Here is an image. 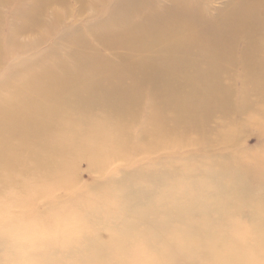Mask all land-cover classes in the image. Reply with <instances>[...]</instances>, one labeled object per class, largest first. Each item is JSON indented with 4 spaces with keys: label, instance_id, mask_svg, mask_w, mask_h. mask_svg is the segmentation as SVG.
<instances>
[{
    "label": "bare ground",
    "instance_id": "6f19581e",
    "mask_svg": "<svg viewBox=\"0 0 264 264\" xmlns=\"http://www.w3.org/2000/svg\"><path fill=\"white\" fill-rule=\"evenodd\" d=\"M76 1L92 17L67 26L65 0H0V71L26 56L0 78V222L24 209L34 227L61 226L35 229L38 246L90 226L37 264H264V155L173 157L264 120V0ZM136 157L111 188L74 190L80 162ZM39 199L47 211L32 214ZM20 222L0 224V264L30 256L7 246Z\"/></svg>",
    "mask_w": 264,
    "mask_h": 264
},
{
    "label": "rangeland",
    "instance_id": "374dc122",
    "mask_svg": "<svg viewBox=\"0 0 264 264\" xmlns=\"http://www.w3.org/2000/svg\"><path fill=\"white\" fill-rule=\"evenodd\" d=\"M30 1L33 2L34 0H30ZM91 1L92 0H86V2H91ZM65 2H66L65 4L66 8L63 10L65 11V15H66V17L64 18L65 25L71 26L73 24L74 25L85 24L86 20L92 17L88 9L85 8V10H82L83 8H81L80 6L81 4H79L76 0H65ZM226 4H227V0H208L207 6L205 8L209 9V11L211 12H215V11L223 9ZM53 10H56V8H54ZM58 10H60V8H58ZM3 32L5 33L6 31L4 30ZM56 39L59 40V37L56 36L54 37L53 40H56ZM19 40L22 42H27L31 40V37H23V38H20ZM51 46L52 45H49L47 47H42V48L43 50H45L46 48H51ZM237 47L241 48V44L239 42L237 44ZM98 49L100 52L101 49L100 48ZM59 52H61L60 49H59ZM100 53H105V55H108V52L101 51ZM23 56L24 55L20 53H17L12 57L10 55L7 56L6 58L7 60L5 61L3 70L0 71V78L5 73H7L6 71L7 68L10 69L11 65L18 64L19 62H21L23 59L26 58V56L24 57ZM8 73H9V70H8ZM236 103H237V99L235 100V102H233V104L236 105ZM256 120H257L256 123L252 125L251 127H243L244 131L236 138V140L233 143L217 144L207 149L204 148L203 146L201 147L193 146L190 148L188 147V148H184L182 150L177 151V153L173 154V155L176 154L173 157H178V155L184 157V156L192 155L194 153L195 154L204 153V154H211V155L238 153L239 155H243L245 157L263 156L264 155V130L261 131L259 129L261 128V125L264 127V120H261V118L256 119ZM163 154L164 153L160 152L158 153L157 157H163L164 156ZM142 163H143V158L136 157L135 159L131 158L123 162L118 161L114 163L113 165H109L108 166L109 168L106 167V170L96 171L95 169H89L85 162H80L78 164V170L75 173L74 181L72 180L73 181L72 184L76 186V189L74 190L80 194L84 191L88 192L89 190H92V188H95V187H101L104 189L111 188V184L109 182L112 178L116 180L119 179L118 172H121L126 177H131L133 176V173H134V169H133L134 166L142 165ZM56 190L57 191H55V194H53L55 196V200H57L58 202H63V200L65 199L64 194L62 193V191H60V189L59 190L56 189ZM10 196L12 197L16 196L15 191H13V193H10ZM48 203H49L48 199H39L38 201H36L34 205V211H32V214L38 215L40 213L47 211L46 208H47ZM24 212H25L24 209H21L19 211H12V210L8 211L7 212L8 214L5 215V218H4L5 220L3 219L0 222L1 225H6L7 220L9 218L16 219L17 222H20L21 220H23V223L22 221L20 222L22 223V225L18 227L15 232L13 231V233L9 234L7 246L9 247V245H11V243L13 242L24 243L25 249L30 255L29 258L28 256H24V255L23 256L19 255L16 257L17 259L19 258L22 259L23 260L22 262H24V264H37L36 261H38V259L45 257V256L34 255V253H39L41 252L42 249L46 250L47 243L50 244V248H47V249H53L54 247H58V249H60L59 251H70L71 249H73V247L78 249L83 244V242H78L79 245L76 244V247H75V246H72L74 244L73 241L76 243V241L80 240L79 239L80 237L83 238V236H81L83 233L91 231L90 226H87V225H81L80 227H78L77 231H70L69 230L70 227H67L66 231L62 230V233H64L65 235L62 234L64 236L60 238L59 241H56L55 237H51L50 239L49 238L46 239V241H44V244L42 243V244H39L38 246L35 240H38L39 237L36 238V234L34 232L35 229L40 232V235L44 233L45 231H48V233L51 235L54 230L55 231L59 230L58 228L61 226L56 225V227H49V228L48 227L47 228L46 227H34L31 225L35 223L33 222L32 219L30 218L23 219L22 216ZM57 213L58 211H55V213H52V214L53 216L56 217L58 215ZM52 214H50V216ZM193 219L195 221L198 220L197 217H194ZM29 229H31L32 231L29 232ZM23 232H24V234H22L23 236H19V234ZM47 253H49V251H47ZM46 257H51V256H46Z\"/></svg>",
    "mask_w": 264,
    "mask_h": 264
}]
</instances>
